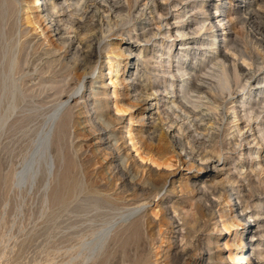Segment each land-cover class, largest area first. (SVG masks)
<instances>
[{
    "label": "rangeland",
    "instance_id": "1",
    "mask_svg": "<svg viewBox=\"0 0 264 264\" xmlns=\"http://www.w3.org/2000/svg\"><path fill=\"white\" fill-rule=\"evenodd\" d=\"M21 1V6L24 10L20 15H17V17L8 16V24L5 23L3 31H1L0 17V129L5 124L0 130V264H194L197 258H200V264H231L227 261L228 249H225L223 243H230L229 234H231L232 230L227 233V231L222 228L221 224L217 223L215 225V221H207L205 217L201 219L200 223L202 226L199 227V231L196 233L199 237L198 249L195 250L194 255L187 253L183 257L180 256V253H182L181 250L184 248V241L182 240L183 237L179 235H184L185 230L184 227H180L181 222L177 221V212L174 215L175 221L167 219L168 215H171L172 206L178 205L183 208L184 212H195L196 206L200 208L202 204L207 203L205 202L206 198L204 196L202 198L197 196V192H193V194L180 192L171 194L167 192L168 183H166L162 190L155 194L152 193L149 196L150 202L146 210L147 217L149 218L148 221L151 219L154 221L151 226L144 225L137 228L134 224L129 225L126 230L119 231L115 238L110 239L108 242L106 241V243L103 242L102 239L101 242L98 240L99 245L96 239L110 222H113V220H121L122 213L120 209L124 204L127 205V193H121L120 189L112 186L107 167V158L110 157L113 158L112 163L114 166L116 165V168L118 167L117 169L120 168L119 170L126 171L123 161V156L127 152L125 148H128L130 158L132 156L131 159L134 160V162L129 160L131 165L136 161L142 165L151 167L157 172L159 171L158 173H160V175H163L161 173L162 171L176 170L177 179L175 185L178 183H185L195 185V188H202L211 184V179L214 178L215 181H221L226 176V169L230 166L225 167L224 170L218 171L216 168L214 169L212 167L213 164H209L211 160L203 167L201 165L197 166L196 163H192L186 159L184 160V158L178 160L176 156H172L168 160L170 161L169 166H165L162 164L156 165V163H152L149 158L143 156V154L136 153L135 149L132 148V142L129 140V134L138 135L140 132H143V145L146 148L151 147L147 140V133L150 131L146 130L149 129L153 122V115L151 116L150 113L154 112V109H152L154 104L152 97L146 98V100L139 98L141 100L136 101L134 99L136 92L133 90L138 87V84H147L151 81H154L152 82L153 84L159 83L161 87V82H163V80L178 81L187 79V76L179 78L182 72L178 74L174 72L176 66L175 60H180L181 63L184 62L190 66L202 65L203 67L201 68L203 71H208V68L211 67L213 57L217 55V51L225 54L230 60L237 61L236 63L243 68L248 69L245 63L237 56L233 55L229 50L231 43L235 42L240 49L247 52L253 50L250 54H252L251 56H253L252 58L256 62H254L249 69L250 71L253 70L252 73L256 77L254 87H258V90L262 89L264 92V0H248L246 2L242 0H185L186 2H183V4H187L188 8L186 10H189L195 4L207 1L209 15L207 14L206 16H209L208 18L211 19L210 21L212 24H217V27L212 29L211 34L213 36L209 38L194 33L184 36L185 38L178 37L173 29L170 33L171 37L169 38L162 35L151 36L148 32L143 33L140 30L128 31V29H126L129 36L132 37L130 41L127 40L128 37L126 34L118 37L115 30L106 33L105 36L107 37L104 41L109 44L110 48L105 50L106 53L105 51L102 52V58L100 60L103 62L102 74L104 77H102V81L104 86H101V84H103L100 82L101 80L96 79L98 70H90V65H85L86 73L83 96L76 95V97H78V102L76 103L78 107L73 109V123L72 127L68 129L72 138L71 140L67 138L65 142L67 146L66 151L63 153L64 161L57 163L55 173L56 179L49 191L47 202L44 201L45 190L43 188V183H41L42 178L33 185L34 187H31L32 189H19L14 185V174L20 167L19 165H22L24 158L28 154L33 138L37 136V133L41 129L50 107L56 103V99L60 94L63 98L67 94L73 92L75 88L74 82L83 75V66L73 71L75 72L73 74L74 78L70 81L71 73L66 63H72L74 61L76 41L68 49L62 47L60 41L62 38L68 37L74 39L75 36L78 35V32H74L73 34L71 30L70 33L66 34V37L63 35L61 36L62 38L60 37L61 39L56 41V37H59V35L54 36L52 33H49L50 31H44V34L49 38L48 43H50V48L57 49L54 55H63V57L66 58L60 66L55 63L49 68L45 63L42 66L44 67L43 69L32 71L35 66H40H38L39 62L36 59L39 58L42 46L47 47V43L45 42L40 45V40L43 39L41 35V30L44 29L43 24L40 23V27L33 30L32 28L35 26L31 23H26L24 20L26 16L24 15L26 12L25 7L34 5L35 0ZM23 1H28V3ZM113 1L116 0H110V3ZM41 6L42 4L39 5V7ZM72 8L73 6L68 10ZM194 11L195 10L186 15L183 13L178 14V18H173L176 13L171 11V15H173L172 18L170 17L172 28L182 27L184 32L191 33V30H194L197 26L196 18H202L200 15L195 16L193 14L195 13ZM247 13L250 15V18L247 17ZM112 17L113 15H111V18ZM16 18L17 21L21 20L20 27L24 34L21 37V41L23 40L25 43V50L23 53L24 55L30 54V57L26 58L31 60L30 63L27 64V67L26 64L24 65V67L28 69L27 72L29 75L23 78V80L27 81L24 88L31 86L32 88L31 90L28 89L25 91L26 93L22 94V97L15 95L18 107L14 112V110L12 111L10 110L11 108H9V103L12 100L8 92L4 95L1 94L4 93L2 91L3 81L1 79L2 74L6 73L8 69L9 57L11 54V39L14 33L12 22ZM218 19H223L220 21L223 23L222 26L221 23L218 22ZM86 20L87 25L90 27L88 26V28H85V31L81 32V35L86 38L87 43H91L94 42L91 41V38L98 36L99 29L96 26L95 17H87ZM233 24L235 26H233ZM60 25L61 28L64 27L63 22H61ZM186 25H189L190 28L188 29ZM241 27H244L243 30ZM250 29L254 34L250 32ZM242 31L245 34H243ZM248 31L250 35L247 34ZM215 36H217V39H215ZM241 36L244 39L247 38L244 40ZM190 37L200 39V41L205 42L207 45L200 48L195 46L193 49H191L192 47L187 49L184 44V46H182V48H184L179 49V44L181 42H193ZM200 37H205V39H201ZM151 38L153 39L151 40ZM219 38H223L224 40L220 42ZM229 39L233 40L231 41ZM245 41L246 43H244ZM159 43H163V45L160 47ZM213 44H215V49H210ZM31 45H34V48L32 47L29 49ZM251 45L253 47H251ZM127 46H130V52L127 51ZM195 49L196 52H193ZM111 50L116 52H111ZM157 50H159L158 53H156ZM139 51L140 55H138ZM168 52L172 54V56L169 57L170 61H167L168 57L166 54ZM160 54L163 56L161 55V57L158 58ZM43 57L44 59L49 58L46 56ZM109 61L111 62L110 65L114 73L107 75ZM159 62L162 63L159 64ZM168 63H170L171 66H168ZM169 71L175 74L174 77H170L167 73ZM38 79L39 82L37 83ZM206 79H209V77H206ZM66 80L69 81V86H64ZM112 81H118L119 84H112ZM176 89L177 88H175V90ZM103 90H105L109 96L102 94ZM256 90L253 89V86H247L245 90H242L243 92L240 91L239 88H236L233 96H237L238 98L241 97L244 102H247L243 107L245 110H250V108L256 109L255 104L259 103L260 100H264V96L258 95ZM241 92L244 94L241 95ZM181 94L182 92L180 90V93L176 94V96L179 97ZM236 99L235 97V100ZM23 100L25 101L23 102ZM106 100L108 101L107 107L97 108V105L104 103ZM52 102L55 103L53 104ZM229 105L230 103L227 104V107H229ZM261 105L264 104L261 103ZM83 106L87 111L86 114L82 113L84 110ZM236 107V111L238 110V112H241V105H236ZM5 109L6 112H4ZM121 110L126 111L121 112ZM4 113H7V115ZM110 115L119 117L121 121L119 120L109 127H106L103 118H108ZM86 116L92 118L97 128L101 127L99 133L88 128L89 124L85 120ZM41 118L42 120H40ZM257 120L251 122L252 130L243 127L245 123L243 122V118L242 121L240 119L239 122H233V124L236 123L243 127L240 134L235 131L233 134H230L229 131H227L228 134L225 136L226 139L231 138L232 135H235L237 140L239 137V139H245V142L242 143V146L238 148L236 152H229V150L223 151V156L227 158L230 164L241 166L250 163L254 164L257 170H259V166L257 165L264 166V140H260V134L255 130L256 127L259 130L264 129V117H259ZM99 134L102 139V147L107 148V150H98L97 144L99 143L97 142L96 136ZM69 142L73 147L69 146ZM41 143L40 150H43L45 145L44 142L41 141ZM204 145L206 146V144ZM53 147H56L55 142H53ZM77 149H80L79 153H76ZM104 152L109 153L107 158L102 155ZM168 155L173 154L170 153ZM141 157H143V160H141ZM197 167L200 169L199 171H197ZM194 176L196 177L193 178ZM125 178L128 182L132 181L138 184V186H144L152 190V185L150 183L136 181L131 171L127 172ZM252 180L256 181L254 184L259 186V192H262L257 198H260L259 200L264 202V172H258L256 176L253 175ZM258 180H263V183H260ZM242 183L235 184L238 193L232 196V198H235L234 201H238L236 197L241 199L243 188L251 193L246 183ZM242 185L244 186L242 187ZM227 196L226 193L225 198L221 200L224 205L225 201L227 202L229 200ZM208 198L215 201V198L210 195ZM232 198L230 203L234 202ZM254 199V197H251L250 200ZM221 207V205H219V207L215 206L213 209L214 212L218 214ZM225 208V210H228L227 206ZM253 208L254 207H249L246 213L255 218L258 209ZM233 214H235V212H232V215ZM245 219L246 222L242 221L239 227L233 229L236 230L235 236L237 237H235L233 243L235 246H238V238L243 239L247 237L249 243H246L247 240H242V246L245 247L248 245L253 251L257 250V253H260V255L258 256L256 252L251 254V260L259 261L260 263L262 262L261 264H264V214L259 215L258 220L254 222L251 221L252 218H250L251 220L247 217ZM100 246H102V248Z\"/></svg>",
    "mask_w": 264,
    "mask_h": 264
},
{
    "label": "bare ground",
    "instance_id": "2",
    "mask_svg": "<svg viewBox=\"0 0 264 264\" xmlns=\"http://www.w3.org/2000/svg\"><path fill=\"white\" fill-rule=\"evenodd\" d=\"M242 1L246 2L248 0H242ZM23 2L28 3V1H23ZM34 2H35L34 5L25 7L26 12L24 13V15L26 16L24 20L26 23H31L32 25L35 26L34 28H32L33 30H35V28H39L40 23L43 24L44 29L41 30V35L43 36V39L40 40L41 42L40 45L46 42L47 47L42 46L41 52L39 53V58L36 59L39 62L38 66L39 65L40 66L39 67L35 66L32 69V71H38L41 68L43 69L44 67L42 66L45 63L49 68L52 67V65L55 63H57V65L60 66L61 64H63V61L66 58V57L64 58L63 55L61 56L54 55L57 49L50 48V43H48L49 38L44 34V31H50L49 33H52L54 36L59 35V37H56V41L58 39H61L62 38L61 36L63 35L66 37L67 36L66 34L70 33L71 30L73 34L74 32H78V35L76 36L74 35L75 36L74 39L68 37V38H62L60 41L62 47H66L67 49L76 41V47L74 48V56H75L74 61L72 63L71 62L66 63L67 68L70 69V73H71L70 74L71 78L69 79L70 81L73 80L74 78L73 74L75 72L73 71H75L76 68H80L83 66L82 69L83 75L80 76L78 79H76V81L74 82L75 88L73 89V92L67 94L63 98L60 96L61 95L60 94L56 99L57 100L56 103L54 102L55 103L54 104L52 102L54 105H52L51 107L48 106L50 107V110L47 112L48 114L46 116V119L44 120L41 129L37 133V136L35 137L33 136L34 138L30 150L28 148L29 150V152L27 151L28 154L24 158L22 165H19L20 166L19 168L17 167L18 170L14 174L15 180L13 182L14 185L19 189L21 188L30 189L33 185H35V183L40 178H42L41 183H43L44 186L43 188L45 190L44 201L47 202L49 191L51 189L52 184L54 183V180L56 179L55 173H56L57 163H61L64 161L63 153L66 151V146H67L65 142L67 138L70 140L72 138V135L68 131V129L72 127L73 115H74L73 109L78 107V105L76 104L78 102L77 101L78 97H76V95L83 96V89L85 88V73H86L85 68L88 64L90 65L89 67L90 70L91 69L98 70L97 71L98 76L96 77V79L101 80L100 82L103 83L102 77H104V75L102 74L103 62L100 61L102 58L101 54L103 51L110 48L109 44H107L104 41L105 38L107 37L105 36V34L115 30V33L118 35V37L120 35L126 34L128 37L127 40L130 41L132 37L129 36L128 31L140 30L143 33L148 32L149 34H151V36L162 35L166 38H169L171 37L170 33L173 29L178 37L179 36L184 37L186 35L194 33L197 35H204L209 38L210 36H213L211 34L212 29L214 27H217L216 26L217 24L215 25L212 24V22L210 21L211 19L208 18L209 16H206L208 14L207 1L193 5L189 10H186L188 8L187 4H183V2H186L185 0H160V1L116 0L113 1L112 3H110V0H35ZM41 4L42 6L39 7V5ZM21 5H22L21 0H0V13H1L0 17H1V29H2L1 31H3L5 23H7L9 17L12 16L17 17V15L21 14V12L24 10ZM72 6L73 8L71 10H68ZM193 10H195L194 11L195 13H193L195 16L200 15L202 16V18L201 17L199 19L196 18L197 26L194 28V30L193 29L191 30V33L184 32L182 27L172 28L170 23V17L172 18L173 15H171V11H174L176 13L175 17L173 16V18H178L177 16L178 14L183 13L184 15H186L190 12L192 13ZM111 15H113L112 18ZM87 17H95V23L97 28L99 29L98 36L91 38V41H94L91 43H87L86 38L83 35H81L82 34L81 32H84L85 28H88L89 26L87 25V20H86ZM247 17L250 18V15H248V13H247ZM222 20L223 19H218V22ZM20 22L21 20L17 21V18L12 22L14 33L12 36L13 38L11 39L12 40L11 54L9 57L7 72L2 74V79H1L3 81L2 91L4 92L1 94L4 95L6 92H8L12 100L9 103L10 105L9 108H11L10 110L12 111L14 110V112L15 109L18 107L16 96L22 97L23 96L22 94L26 93L25 91H27L28 89L31 90L32 88V86L24 88L27 81L23 80V78L24 77L26 78L28 75L27 72L28 69L25 68L24 65L26 64L27 67V64H29L31 60L27 59L30 57V54H27L28 55L27 56L24 55L23 53V51L25 50L24 47L25 43L23 42V40L21 41V37L24 34L21 30ZM61 22L64 23L63 28H61L60 25ZM222 24L223 23H221V26ZM233 26L235 25L233 24ZM186 27L188 29L190 28L189 25H186ZM126 29H128V31ZM250 32L252 33V30ZM243 34L245 33L243 32ZM247 34H249V31L247 32ZM152 39L153 38H151V40ZM191 39L193 40V42H189V43L181 42L179 44L180 45L179 49H183L184 47L182 48V46H184V44L186 45L187 49L189 47H192L191 49H193V47L195 46H197V48H200L204 45H207L205 42L200 41V39H196V38H191ZM201 39H205V37ZM215 39H217V36H215ZM223 40H224L223 38L221 39L219 38L220 42ZM244 43H246V41ZM162 45L163 43H159L160 47ZM33 46L32 45L29 46V49H31ZM214 46L215 44H213V46L210 47V49H215ZM230 46L231 47L229 48V50L232 52V54L237 56L243 63H245V66L248 67V69L243 68L241 65H238V63H236L237 61L235 62L234 60H230L225 54L217 51L216 52L217 55L213 57L211 62V67L208 68V71H203V69L201 68L203 67L202 65L190 66L184 62L181 63L180 60H175L176 66L174 68V72H176L177 74L179 72H182L179 75V78L183 76H187L188 77L187 79H183V80L181 79L178 81L163 80V82H161L163 86L161 85V87L159 83L153 84L152 82L154 81H151L150 83L147 84L146 83L138 84V87L134 88L133 90L134 92H136L134 99L136 101H140L141 99L146 100V98L152 97L154 104L152 108L154 109V112L150 113L151 116L153 115V120H152L153 122L150 125L149 129L146 130V131H150L147 133L148 136L147 140L148 143L151 145V147L146 148L143 145L142 143V139H144L143 132H140L138 135L129 134L130 136L129 140L130 142H132V148L135 149L136 153L143 154V156L149 158V160L152 163H156V165L162 164L165 166H169L170 161L168 160L172 156H176L178 160H180V158H184V160L186 159L188 161H191L192 163H196L197 166L201 165L203 167L206 166V164H208L207 162H210L209 160H211V163L209 164L211 165L213 164L212 167L214 169L216 168L218 171L224 170L225 167L227 166H230L232 168L229 167L226 169L227 173L226 176L223 178V180L215 181L213 178L211 179V184L202 188L200 187L195 188V185H189L185 183L183 184L178 183L177 185H175L177 179L176 170L162 171L161 173L163 175H160V173H158L159 171L157 172L151 167L142 165L141 163H138L136 161L133 165H131L129 160H132L131 159L132 156L130 158V154L128 153V148H125L127 152L123 156L124 167L126 171L119 170L120 168L117 169L118 167L116 168L115 167L116 165L114 166L112 163L113 158L110 157L107 158L109 153L104 152L102 155L107 158V167L109 170L111 184L113 187H117L118 189H120L121 193H127V202H126L127 205L124 204V206H122L120 209L122 213L121 220L118 221L113 220V222H110L107 225V227L104 230H102L101 234L96 239L98 245H99V241L101 242V239L103 240V242L106 243V241L108 242L110 239L115 238L117 233H119V231L126 230L127 226L129 225L134 224L136 225L137 228L139 226L142 227L144 225L151 226V224L154 221H152V219L148 221L149 218L147 217V210H146L147 205L150 202L149 196L152 193L155 194L158 191L162 190L165 187L166 183H168L167 192L171 194L177 192L193 194V192L194 193L197 192L196 193L197 196H199L200 198L204 196L206 198L205 202L207 203V204H202L203 202L202 201L201 207L199 208L196 206L195 212H188V211L184 212L182 207H179L178 205L172 206L171 215L169 214L167 219L170 221L171 220L175 221L174 215L177 212L176 214L177 221L181 222L180 227H184L185 230L184 235H179L183 237L182 240L184 241V248L181 250L182 253H180V256L183 257L187 253H191V255H194L195 250L198 249L199 237L198 235H196V233L199 231V227L202 226V224L200 223L201 219L205 217L207 221L210 220L215 221L214 223L215 225L217 223L221 224L222 228L225 229L227 233H229L232 230L231 234H229L230 243L229 244H227L226 242L223 243L225 249H228L227 261H229V263L231 264H258V263L261 264L262 263V262L260 263L259 261L257 262L251 260L250 255L255 252L257 253V250L253 251L248 245L245 247L242 246L243 244L242 240H247L246 243H249L247 237L243 239L238 238L239 245L238 246L234 245L233 242L236 237L235 236L236 230L233 229L239 227V225L242 224L241 223L242 221L246 222L245 219L246 217L248 219L252 218V220L251 219L250 220L254 222L258 220L259 215L264 214V202L262 200H259L260 198H257L258 196H260V194H262V192H259L260 187L254 184L256 181L252 180L253 175L256 176L258 172L259 173L264 172V166L257 165L259 166L258 168L259 170H257L256 167H254V164H250V163L243 164L241 166L232 165L228 162L227 158L223 156V151L229 150V152L230 151L236 152V150L242 146V143L245 142L244 141L245 139H239L240 137L237 140L235 135H232L231 138L226 139L225 136L226 134H228L227 131H229L230 134H233L234 131L240 134L243 127H247L248 129L250 128L252 130L251 122L253 121L255 122L259 117L260 118L264 117V105H261V103L264 104V100H260L259 103L255 104L256 109L250 108V110H245L243 107L244 105L247 104V102H244L243 98L241 97L238 98L237 96H233L235 94L236 88L237 89L239 88L240 91H242L245 90L247 86L248 87L253 86V89L255 90L257 89L256 91L258 95L264 96V92L262 91V89L258 90V87L257 88L254 87L256 77L252 73L253 70L250 71L249 69L252 66V64L256 62L252 58L253 57L251 56L252 54H250V52H252L253 50L251 51L249 50L250 52H247L243 49H240V47L235 42H232ZM251 47L253 46L251 45ZM126 49L129 52L131 51L130 46L129 47L127 46ZM111 52H116V51L111 50ZM158 52L159 50L156 51V53ZM193 52H196V49L193 50ZM138 55H140V51ZM161 55L162 54H160L158 58L161 57ZM166 55L168 57L167 61H170L169 57L172 56L171 52H168ZM43 56L49 58L44 59ZM160 63L162 62H159V64ZM110 64L111 62L109 61L107 75L114 73ZM168 66H171L170 63H168ZM164 67H165V63H164ZM167 73L170 75L171 78L174 77L175 75L170 71ZM206 77H209V79H206ZM38 82L39 79L37 83ZM114 83L116 85L117 83L119 84L118 81L116 82L112 81V84ZM68 84L69 81L66 80L64 86H69ZM101 86L103 87L104 83L101 84ZM175 88L177 89L175 90ZM180 90L182 94L181 96L178 97L176 96V94L180 93ZM242 92L241 95L244 94ZM102 94H104L105 96H109L105 90H103ZM235 97L237 98L236 100ZM24 101L25 100H23V102ZM229 103L231 106L229 105V107H227V104ZM107 105H108V101L106 100L104 103L102 104L100 103L99 105H97V108L100 107L105 108L107 107ZM236 105H241V110H240L241 112H238V110L236 111L237 108ZM83 109L84 110L82 111V113L86 114L87 111L84 106ZM125 111L126 110H121V112H125ZM4 112H6V109ZM5 115H7V113ZM243 118H244L243 122H245L243 127L239 126V124L236 123L233 124L234 121L239 122V120L241 119L242 121ZM40 120H42V118ZM85 120L89 124L88 128L90 130L99 133L101 127H98L99 128L98 129L96 124H94L92 118L86 116ZM119 120L120 118L114 115H110V117L108 118L106 117L103 118V122L106 127H109L111 124ZM255 130L258 134H260V140L263 141L264 129L259 130L256 127ZM96 139L97 142L99 143L97 144L98 150L100 151H104L105 149L107 150V148L102 147L103 144H101L102 139L100 134L96 136ZM41 141L44 142L45 145L44 146L45 148L43 150H40L41 149L40 145L42 144ZM53 142L56 143L55 148L53 147ZM204 144H206V146ZM69 146L73 147L70 142H69ZM79 151L80 149L79 150L77 149L76 153L77 152L79 153ZM170 153L173 155H168ZM239 155H243V154H239ZM141 160H143V157H141ZM132 161L134 162V160ZM196 169L197 171L200 170L198 167ZM129 171H131V174L136 181L138 180V182L145 181V183L146 182L150 183L152 185V190L144 186H138V184L133 183L132 181H131L132 183L128 182L125 177L127 175V172ZM195 177L196 176H194L193 178ZM242 182L246 183V185L250 188L251 193H249L248 190L243 188L241 199L236 197L238 201H234L235 198H232V196L238 193L235 184H239V183L241 184ZM259 182L263 183V180ZM243 186L244 185H242V187ZM226 193L228 195L227 197L229 200L227 202L225 201V205H224L222 204L221 200L225 198ZM209 195L214 197L215 201L210 200L208 198ZM251 197L252 198L254 197L255 199L250 200ZM231 198L234 201L233 203H230ZM219 205H221L222 207L221 210H219V213L216 214L213 209L215 206L219 207ZM226 206L228 207V210H225ZM249 207H254L258 209V213L256 214L257 218L256 216L255 218H253L252 215H247L246 211L247 209H249ZM232 212L233 213L235 212V214L232 215ZM102 246L100 247L102 248ZM257 254L258 256L260 255V253ZM199 259L200 258L195 259L194 264H200Z\"/></svg>",
    "mask_w": 264,
    "mask_h": 264
}]
</instances>
